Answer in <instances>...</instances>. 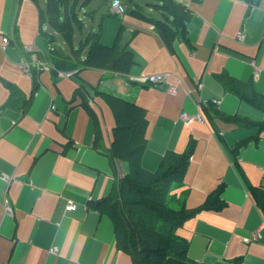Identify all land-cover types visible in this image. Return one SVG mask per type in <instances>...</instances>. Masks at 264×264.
Masks as SVG:
<instances>
[{
    "label": "crops",
    "instance_id": "crops-1",
    "mask_svg": "<svg viewBox=\"0 0 264 264\" xmlns=\"http://www.w3.org/2000/svg\"><path fill=\"white\" fill-rule=\"evenodd\" d=\"M47 1L0 0V264H132L116 248L108 214L96 207L128 172L124 161L104 153L114 118L96 89L145 110V170L154 171L166 151L178 154L194 141L183 185L170 192L169 204L197 211L174 231L185 242L184 257L168 256L162 264H264V212L248 191L249 185L264 189V130L216 119L218 139L205 118L188 124L180 118L213 103L228 116L264 119L263 111L227 93L218 80L225 73L240 83L249 80L264 96V0H172L190 17L184 37L180 28L171 43L135 15L142 10L161 18L144 0H123L127 11L116 17L109 0H55L61 22L62 3L73 7L69 38L46 22ZM82 5L92 7L83 10L90 25L78 14ZM104 6L101 27L93 28ZM104 19L114 31L112 42L133 52V65L125 73L63 65L65 58L85 59L90 33L107 44ZM50 45L62 53L49 55ZM156 72L170 73L171 84L179 78L174 94L167 83L135 80ZM82 101L97 116L98 138ZM241 141L236 153L228 152ZM220 182L223 209H200ZM69 202L75 207L66 211ZM254 231L259 238L242 241Z\"/></svg>",
    "mask_w": 264,
    "mask_h": 264
},
{
    "label": "trees",
    "instance_id": "trees-1",
    "mask_svg": "<svg viewBox=\"0 0 264 264\" xmlns=\"http://www.w3.org/2000/svg\"><path fill=\"white\" fill-rule=\"evenodd\" d=\"M54 1H47L49 14L46 22H49L62 37L69 38L72 28L69 20L76 19L73 7L62 3L64 10L61 22L59 20L61 13ZM144 1L153 5L155 10L159 11L161 18L156 19L150 13H143L142 10H135L136 16L153 23L156 30L164 34L167 42L171 43L180 28L184 37L183 24L190 16L179 4L172 0ZM85 37L89 48L85 59L76 63L65 58L62 61L63 65L71 64L75 68L95 67L116 71V73H125L128 67L133 65V52L127 47L117 46V41L114 40L110 45L103 46L99 42L98 33H90ZM49 50V55L59 56L55 47L50 45ZM218 80L227 93L234 94L256 110L264 112V96L254 92L253 84L249 80L240 83L228 77L226 73L218 77ZM95 91L98 97L109 106L114 118L110 146L104 153L107 157L124 161L128 170L123 178L115 181L108 196L96 203V207H101V210L106 212L111 219L116 248L128 253L132 258V264H162L163 259L168 256L181 260L185 255V242L179 239L174 231L184 219L194 215L197 210L190 211L183 207L176 209L169 204V199H173L170 192L183 185L182 177L185 174L187 162L190 160L194 141L189 140L187 147L178 154L166 151L154 171L145 170L140 164L143 150L147 147L144 137L147 129L145 110L135 102L123 97L119 98L113 93H105L97 89ZM82 103L95 121L98 138L100 131L97 126V116L91 111L86 101ZM199 112L213 128L218 139L221 135L214 124L216 119L235 123L242 128L256 126L257 133L264 130V119L261 122H255L237 114L228 116L216 110L213 103L199 106ZM242 145H245V141L237 143L228 152L236 153L235 151ZM224 188V182H220L218 186L209 191L200 209L220 212L225 204L221 194ZM248 191L256 206L264 212V189L249 185Z\"/></svg>",
    "mask_w": 264,
    "mask_h": 264
},
{
    "label": "built area",
    "instance_id": "built-area-1",
    "mask_svg": "<svg viewBox=\"0 0 264 264\" xmlns=\"http://www.w3.org/2000/svg\"><path fill=\"white\" fill-rule=\"evenodd\" d=\"M109 6H110V10L112 12H114L115 15L121 16L126 12V8L124 5H122L120 0H110L109 2ZM240 39V37H238ZM4 41L6 42V40L4 39ZM37 64V63H36ZM39 66V64H37ZM259 71V69H255V74H258L257 72ZM171 74L167 73V72H161V73H148L147 75L142 74L141 76H139L138 78H136L135 80L143 83L144 85H148V86H160L161 84H165L167 83L168 86V91L172 94H174L177 89H178V84L179 81L177 78L175 84H171L169 82H167V79L169 78ZM180 118L185 122V123H190L191 120L194 119H198V120H203V117L201 115V112L197 111L196 114L193 115H187V113L185 112H181ZM75 204L72 202H69V204L67 206L64 207V210L66 211H70L72 209H74ZM259 234L257 232H253L250 235V238H246L244 237L242 239L243 242H250V240H255L257 238H259ZM227 264H235L233 262H227Z\"/></svg>",
    "mask_w": 264,
    "mask_h": 264
},
{
    "label": "rangeland",
    "instance_id": "rangeland-1",
    "mask_svg": "<svg viewBox=\"0 0 264 264\" xmlns=\"http://www.w3.org/2000/svg\"><path fill=\"white\" fill-rule=\"evenodd\" d=\"M121 1V3H122V5H123V0H120ZM109 2H110V0H109ZM124 2H125V4H128L127 3V0H124ZM85 5V4H84ZM84 5H82V6H79V7H81V9H79V12L80 13H78L79 14V16H80V18L85 22H87V24H89L90 25V22H88L87 20H85V17H86V15H85V13L83 12V10H87L88 11V13L90 12V10L92 9V7H84ZM108 6H109V4H108ZM109 9H110V6H109ZM107 10V6H104L103 7V10L100 12V10H99V12L94 16V27L93 28H97V27H101V20H100V14L101 13H103V12H105ZM111 11V10H110ZM112 12V11H111ZM113 14H114V12H113ZM115 15V14H114ZM117 15H115V17H116ZM87 18V17H86ZM89 20V19H88ZM105 20V26L103 27V29H102V33H104V35H103V40H105V38H107L108 40H105V41H108L107 42V44L106 43H104L105 45H109V44H111V42H112V35H113V32H108V29L110 28V26H111V24L109 23V20L108 19H104ZM115 21V20H114ZM78 35V34H77ZM101 42V41H100ZM102 44V43H101ZM104 44H102V45H104ZM254 232H256V231H254ZM253 233V232H252ZM246 237V236H245ZM244 238V237H243ZM242 238V239H243Z\"/></svg>",
    "mask_w": 264,
    "mask_h": 264
},
{
    "label": "water",
    "instance_id": "water-1",
    "mask_svg": "<svg viewBox=\"0 0 264 264\" xmlns=\"http://www.w3.org/2000/svg\"><path fill=\"white\" fill-rule=\"evenodd\" d=\"M60 52H61V49L57 48ZM62 53V52H61Z\"/></svg>",
    "mask_w": 264,
    "mask_h": 264
}]
</instances>
